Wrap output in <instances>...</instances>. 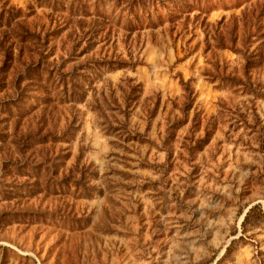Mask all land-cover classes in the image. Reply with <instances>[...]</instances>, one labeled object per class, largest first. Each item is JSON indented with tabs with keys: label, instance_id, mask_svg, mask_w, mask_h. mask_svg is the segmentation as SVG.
<instances>
[{
	"label": "rangeland",
	"instance_id": "1",
	"mask_svg": "<svg viewBox=\"0 0 264 264\" xmlns=\"http://www.w3.org/2000/svg\"><path fill=\"white\" fill-rule=\"evenodd\" d=\"M7 9L0 264H264V0Z\"/></svg>",
	"mask_w": 264,
	"mask_h": 264
},
{
	"label": "trees",
	"instance_id": "2",
	"mask_svg": "<svg viewBox=\"0 0 264 264\" xmlns=\"http://www.w3.org/2000/svg\"><path fill=\"white\" fill-rule=\"evenodd\" d=\"M21 15V12L20 10L18 11H14L12 9H7V10H1L0 11V31L2 30V27H7L9 28L10 27V23L15 21L17 18H19ZM24 34L25 35H28L27 32L24 31ZM27 40H22L21 41V44H24L26 43ZM41 54V53H40ZM111 65H123L122 63H118V62H114V63H110ZM47 74V78H46V81L49 80L48 77H50L51 73L50 71L47 72L45 68L43 67H40L39 66V62H36V63H31L30 66H28L26 68V71H25V74L24 75H21L19 76L18 78V82H21V81H29V83H31V85H36L37 87L39 88H42L43 86H41V82H44L45 79H44V75ZM66 85L64 84V93H66ZM187 91V88L185 89ZM22 99L23 97L21 96L20 98L16 99L15 102H11L10 104L11 105H15V104H22ZM39 101H43L41 102V104L45 103V100L43 98H37ZM77 101V100H75ZM10 104H3L1 105V108L2 110H0L1 113L7 115V116H12L13 115V112H12V109L10 107ZM18 107V106H17ZM1 137V135H0ZM37 138H35V136H32V135H28L26 137H24V139H22V141H24V144L23 145H26V143H33L34 145H39V144H42L44 143L43 141L42 142H39L38 140H36ZM79 170H78V164L75 165L73 167V169L71 170V174H75V173H78Z\"/></svg>",
	"mask_w": 264,
	"mask_h": 264
}]
</instances>
